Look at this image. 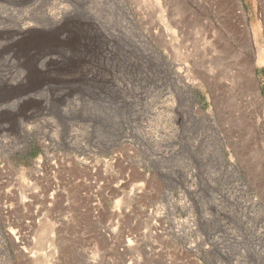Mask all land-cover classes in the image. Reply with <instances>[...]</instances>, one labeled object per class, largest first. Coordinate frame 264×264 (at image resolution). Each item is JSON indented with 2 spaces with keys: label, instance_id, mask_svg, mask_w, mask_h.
I'll use <instances>...</instances> for the list:
<instances>
[{
  "label": "rangeland",
  "instance_id": "1",
  "mask_svg": "<svg viewBox=\"0 0 264 264\" xmlns=\"http://www.w3.org/2000/svg\"><path fill=\"white\" fill-rule=\"evenodd\" d=\"M241 89L264 100V0H0V264H264Z\"/></svg>",
  "mask_w": 264,
  "mask_h": 264
},
{
  "label": "bare ground",
  "instance_id": "2",
  "mask_svg": "<svg viewBox=\"0 0 264 264\" xmlns=\"http://www.w3.org/2000/svg\"><path fill=\"white\" fill-rule=\"evenodd\" d=\"M228 6V5H227ZM236 8V7H235ZM62 10H64L63 8L60 10V15L61 14H63V11ZM239 12V11H238ZM234 13V12H233ZM59 14V13H58ZM62 16V15H61ZM239 16H243V14H242V12H239V13H235V15H234V20L232 21V24H231V27H232V30H233V32H231V34L230 35H228V32L226 33L227 35L225 36V35H223V38H222V44H220V45H222V47L221 48H227L228 49V51L229 50H235V53H236V51L237 50H240V53H242L243 51H244V49H245V46H246V44H244V39L243 38H245V40H246V28H245V26H244V28H241V26H240V24H238L237 23V18L239 17ZM58 17V16H57ZM56 17V18H57ZM60 17V16H59ZM240 18V17H239ZM233 19V18H232ZM240 23V22H239ZM226 27V26H225ZM216 29V28H215ZM228 31V30H227ZM220 34V33H219ZM245 34V35H244ZM21 36H22V34H20ZM222 36V35H221ZM225 36V37H224ZM231 36H234V37H231ZM18 37V36H17ZM16 40V39H15ZM37 40H39V39H37ZM37 40H34V41H27V42H25V45H24V47H23V53L24 54H29V53H27V52H29L30 50H31V52L32 51H36V49H38L39 47H40V44H42L43 42L41 41V43H40V41H37ZM44 41V40H43ZM210 41V40H209ZM218 41V40H217ZM219 42V41H218ZM220 43V42H219ZM246 43H247V41H246ZM218 44V43H217ZM211 46V45H210ZM213 46V45H212ZM218 49V48H217ZM242 49V50H241ZM211 50H212V52L213 53H219L220 51H217L215 48H212L211 47ZM225 50V49H224ZM239 52V51H238ZM245 53H247L248 55H247V57H248V63H247V65H246V76H247V79H245V81L247 80V84H249V82H251V84H253L254 82H255V78H254V76H253V72H252V63L251 62H253V60H252V58H250L251 57V55L254 53V51L253 50H249V53L248 52H246V50H245ZM216 57V56H215ZM254 57V56H253ZM250 84V85H251ZM241 91H242V94H243V96L245 95V97H247V100H252V99H255V100H257V101H264V100H262V98L260 97V95H259V93H253V94H250L249 95V97L248 96H246V92L244 93V91L241 89ZM246 91V90H245ZM262 136V135H261ZM10 234L13 236V239H14V241L15 242H20V240H21V234L20 233H18V232H15V231H11L10 232ZM129 244H127L126 246H128Z\"/></svg>",
  "mask_w": 264,
  "mask_h": 264
}]
</instances>
